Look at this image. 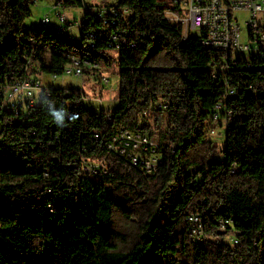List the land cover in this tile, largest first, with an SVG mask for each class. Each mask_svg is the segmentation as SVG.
<instances>
[{
    "label": "trees",
    "instance_id": "obj_1",
    "mask_svg": "<svg viewBox=\"0 0 264 264\" xmlns=\"http://www.w3.org/2000/svg\"><path fill=\"white\" fill-rule=\"evenodd\" d=\"M38 1L0 0V88L30 74L64 75L79 56L98 66H84L89 75L118 68L121 106L92 111L79 87L50 86L25 119L4 107L0 264H264V70L184 39L165 0H118L130 13L115 25L88 15L84 30L97 33L95 47L54 26L27 27ZM121 29L136 48L108 47ZM50 43L51 61L37 69ZM225 60L232 86L260 91L235 98L221 150L205 128L224 87L214 63ZM158 98L165 109L153 106ZM141 124L160 131L162 163L151 173L109 149L116 134ZM164 125L175 129L163 133ZM85 162L103 166L96 172ZM196 212L204 216L201 240L189 234Z\"/></svg>",
    "mask_w": 264,
    "mask_h": 264
},
{
    "label": "built area",
    "instance_id": "obj_2",
    "mask_svg": "<svg viewBox=\"0 0 264 264\" xmlns=\"http://www.w3.org/2000/svg\"><path fill=\"white\" fill-rule=\"evenodd\" d=\"M81 1V7L67 8L70 10L80 9V18L72 16L73 19H69L66 12L59 10L55 14L56 23H53L51 17L46 15L42 19V24L45 27L54 26L74 39L86 38L88 44L95 47L97 33L84 30V25L88 22V15L93 16L96 20H101L105 25H110V23L115 25L119 16L123 18V14L128 15L130 13L128 9L123 10V8L118 7L117 3L111 4L103 0ZM56 6L58 5L56 4ZM240 13L247 15L244 21H241ZM166 14L170 21L182 23L186 27V31L183 32L184 39L191 37L188 33L190 28L199 30L200 36L194 38L205 48L217 49L226 54L230 53L234 65L237 64V55L257 52L258 60L244 63V66L247 69L264 70V0H171L170 4L167 5ZM242 22L245 24L244 26H242ZM243 30L247 31V43L242 41ZM125 34L126 31L123 29L113 31L108 41V47L116 52H120L124 47L136 48L137 40L130 41ZM53 49L54 46L51 43L43 46L42 60H37L34 63L37 69H40L42 64L51 61ZM70 58L72 62L65 66L64 74L81 76L85 73L84 66L98 67L82 60L79 56H70ZM224 64H226V60L221 64L214 63L215 67H218L214 77L220 79L224 83V87L220 90L221 98L213 109L210 122L205 128L206 138L216 142H218L216 136L219 133L224 139L226 138L229 127L228 117L235 107V98L241 94L254 95L260 91L253 84L242 89L238 86H232L229 78L230 69ZM51 76L52 78L57 77L56 74H51ZM90 76L93 77L94 74ZM104 81L109 83L107 78H104ZM79 88L83 93L86 92L84 87ZM49 89L50 86L45 85L38 74L27 75L11 85L1 87L0 116L4 107L9 105L17 114L21 115V119H25L29 114V109L35 107L43 96L50 95ZM153 106L163 109L167 107L160 98L154 102ZM174 129L173 125L169 127L164 125L161 132L170 134ZM94 137L99 139L100 132H96ZM166 142L169 144V149L173 151L174 142L172 139L167 138ZM160 145V131L157 129L147 131L141 124L135 129H125L116 134L109 143V149L126 158L132 164L140 165L143 171L151 173L158 170L162 163L159 152ZM2 150L5 154L6 147H3ZM84 166H94V171L98 172V166L103 165L102 163L85 162ZM237 169L235 166L232 171ZM188 223L190 236L201 240L204 229L203 214L201 212L192 213L188 217Z\"/></svg>",
    "mask_w": 264,
    "mask_h": 264
},
{
    "label": "rangeland",
    "instance_id": "obj_3",
    "mask_svg": "<svg viewBox=\"0 0 264 264\" xmlns=\"http://www.w3.org/2000/svg\"><path fill=\"white\" fill-rule=\"evenodd\" d=\"M102 1V0H95ZM115 4L118 0H103ZM166 5L170 4L171 0H165ZM55 5V6H54ZM66 12L69 19L72 16L77 18L81 17V10L74 8L72 10L56 6L54 0H40L32 7V15L25 20V25L29 28H40L42 27V19L49 15L53 23H56L55 14L56 11ZM247 17L246 14L240 13L241 21H244ZM245 24L242 22V26ZM189 30V29H188ZM186 31L184 26L183 32ZM189 35L191 37H199L200 32L197 29L190 28ZM242 41L247 43V31L243 30ZM96 75L91 77L89 74L83 73L81 76H76L73 74L65 73L64 75L52 78L48 73L40 74L42 82L45 85L61 88V87H84L87 92V97L85 98L86 106L92 111H101L111 110L117 106H121L116 97V87L119 82L118 79V68L114 66L113 68H101L99 72L95 73ZM109 79V83H105L104 78ZM218 143L221 150L225 148L224 138L219 133ZM218 159L223 158L221 153L217 157Z\"/></svg>",
    "mask_w": 264,
    "mask_h": 264
},
{
    "label": "bare ground",
    "instance_id": "obj_4",
    "mask_svg": "<svg viewBox=\"0 0 264 264\" xmlns=\"http://www.w3.org/2000/svg\"><path fill=\"white\" fill-rule=\"evenodd\" d=\"M244 56H245V59L247 60V63H249V61H254L255 59H258V53L257 52H248L247 55H244ZM100 167H102V166H100Z\"/></svg>",
    "mask_w": 264,
    "mask_h": 264
}]
</instances>
